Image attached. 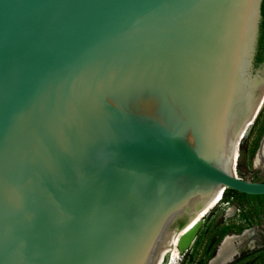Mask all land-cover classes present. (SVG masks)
<instances>
[{
	"label": "water",
	"instance_id": "1",
	"mask_svg": "<svg viewBox=\"0 0 264 264\" xmlns=\"http://www.w3.org/2000/svg\"><path fill=\"white\" fill-rule=\"evenodd\" d=\"M262 1L0 0V264H154L219 192L264 196L232 168Z\"/></svg>",
	"mask_w": 264,
	"mask_h": 264
},
{
	"label": "rangeland",
	"instance_id": "2",
	"mask_svg": "<svg viewBox=\"0 0 264 264\" xmlns=\"http://www.w3.org/2000/svg\"><path fill=\"white\" fill-rule=\"evenodd\" d=\"M263 71L264 60L260 64L254 62L253 73L257 72L261 75ZM255 120V123L245 128L242 133L243 139H239L234 148L232 168L235 175L243 180L264 182V165L259 168L254 165L255 156L264 139V106L258 112ZM219 194L221 199L215 202L203 216L192 244L179 255L175 264H207L224 237L233 234L238 235L247 229L246 224L249 222H245V220L249 216L243 211H239L237 206V204L245 203L247 200L242 198L240 194H235L234 201L227 202L233 192H228L225 196L222 192ZM229 208L234 210L230 216L227 215ZM250 219L252 224L256 225L253 218ZM178 231L179 229L175 228L172 234L178 233ZM229 264H264V248L257 249L248 256L236 258Z\"/></svg>",
	"mask_w": 264,
	"mask_h": 264
},
{
	"label": "bare ground",
	"instance_id": "3",
	"mask_svg": "<svg viewBox=\"0 0 264 264\" xmlns=\"http://www.w3.org/2000/svg\"><path fill=\"white\" fill-rule=\"evenodd\" d=\"M254 165L257 168L264 165V139L262 140L260 148L255 156ZM220 199L221 197L218 193L208 205V207L202 212V214L198 215L183 230L178 231V233H173L165 238L164 241L160 243L157 253V260L154 264H160L166 253L169 254L168 264H175L176 260L179 258V255L188 249L192 244L194 239V231L197 230L196 228L199 226L198 222H202V218L207 213L209 208ZM233 211V208L227 209V215H232ZM252 233V229H246L239 235L233 234L226 236L219 247L216 257L210 260V264H226L229 255H243L253 250L256 245L253 240L254 236Z\"/></svg>",
	"mask_w": 264,
	"mask_h": 264
},
{
	"label": "flooded vegetation",
	"instance_id": "4",
	"mask_svg": "<svg viewBox=\"0 0 264 264\" xmlns=\"http://www.w3.org/2000/svg\"><path fill=\"white\" fill-rule=\"evenodd\" d=\"M235 194L236 193H233V195L229 199H227V202L234 201ZM240 196L242 198H245L247 201L245 203H239V205L237 204V206L239 207V211H243L246 215L249 216L247 220H244L245 222H249L246 224V226L247 229H252V235L254 236L253 240L256 246L247 254L239 256L237 258L248 256L253 251L264 248V196H242V194H240ZM251 217L256 222V225L252 224V221L250 219Z\"/></svg>",
	"mask_w": 264,
	"mask_h": 264
},
{
	"label": "trees",
	"instance_id": "5",
	"mask_svg": "<svg viewBox=\"0 0 264 264\" xmlns=\"http://www.w3.org/2000/svg\"><path fill=\"white\" fill-rule=\"evenodd\" d=\"M264 60V0L261 4V22L259 25V36H258V42H257V51L255 55V63L260 64ZM228 192H233L231 190H226L224 193V196ZM236 193V192H233ZM237 194V193H236ZM246 196V195H242Z\"/></svg>",
	"mask_w": 264,
	"mask_h": 264
}]
</instances>
